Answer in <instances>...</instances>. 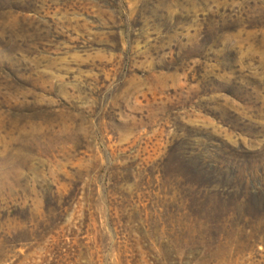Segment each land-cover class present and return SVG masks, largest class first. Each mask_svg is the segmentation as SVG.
I'll list each match as a JSON object with an SVG mask.
<instances>
[{"label":"rangeland","instance_id":"rangeland-1","mask_svg":"<svg viewBox=\"0 0 264 264\" xmlns=\"http://www.w3.org/2000/svg\"><path fill=\"white\" fill-rule=\"evenodd\" d=\"M0 264H264V0H0Z\"/></svg>","mask_w":264,"mask_h":264}]
</instances>
